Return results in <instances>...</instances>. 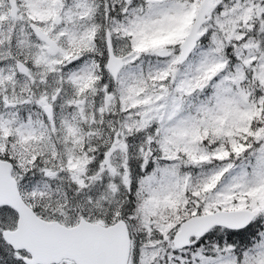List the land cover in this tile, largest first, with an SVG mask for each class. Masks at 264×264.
<instances>
[{"label": "snow or ice", "instance_id": "obj_1", "mask_svg": "<svg viewBox=\"0 0 264 264\" xmlns=\"http://www.w3.org/2000/svg\"><path fill=\"white\" fill-rule=\"evenodd\" d=\"M0 264H264V0H0Z\"/></svg>", "mask_w": 264, "mask_h": 264}]
</instances>
